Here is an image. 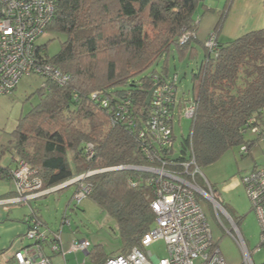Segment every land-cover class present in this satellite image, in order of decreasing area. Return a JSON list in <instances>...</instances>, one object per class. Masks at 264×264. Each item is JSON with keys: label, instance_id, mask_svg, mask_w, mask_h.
Masks as SVG:
<instances>
[{"label": "trees", "instance_id": "16d2710c", "mask_svg": "<svg viewBox=\"0 0 264 264\" xmlns=\"http://www.w3.org/2000/svg\"><path fill=\"white\" fill-rule=\"evenodd\" d=\"M230 2L226 0L220 11L213 29L216 36ZM200 4L201 0H57L46 32L64 35L65 41L47 63L66 79L59 83L32 74L43 78L38 91L40 102L29 116L20 119L10 145L3 147L10 151L15 166L0 164V179L12 181L11 172L19 160L36 171L41 190L107 169L57 192L70 186L76 192L80 184H89L87 199L116 224L121 240L118 255L139 248L155 221L150 207L152 188L147 183L151 175L117 167L155 165L147 159V150L155 153L166 169L187 177L183 165L192 159L200 169L235 147H246V152H240L246 154L252 143L245 140L246 133L253 126L261 127L264 27L224 43L217 41L216 49L209 51L196 37ZM185 33L193 36L181 44L179 38ZM196 45L203 48L204 60L192 75L197 84L195 96L177 100L174 108L169 107L176 112L194 105L190 134L177 146L173 119L172 147L159 150L149 135L152 104L151 100L146 104V98L157 84L175 79L177 87L178 76L169 75L165 61L160 73L152 71L139 81L135 78L162 57L167 59L173 48L181 58H197ZM88 145L92 147L91 157ZM195 178L200 186L205 185L200 175ZM25 218L37 219L47 236L58 234L59 230L44 229L34 211L23 217L24 223ZM39 244L42 249L44 244L50 246L48 242ZM111 257L100 244L87 251L91 264H104Z\"/></svg>", "mask_w": 264, "mask_h": 264}, {"label": "built area", "instance_id": "2783aa9c", "mask_svg": "<svg viewBox=\"0 0 264 264\" xmlns=\"http://www.w3.org/2000/svg\"><path fill=\"white\" fill-rule=\"evenodd\" d=\"M56 3L57 0H0V96L11 94L24 76L42 74L59 83L66 79L57 68L47 63V57L36 46V41L46 34V28L54 17ZM190 36H193V33L183 35L179 38L180 43L186 42ZM216 45L217 36L212 32L205 39L204 46L211 51L216 49ZM177 91L174 79L173 82L157 84L150 98L152 115L148 122L149 135L159 150L172 147V121L174 114L179 113L173 109L170 111L169 107L174 108ZM182 108L181 114L188 119L193 117V104ZM249 121L253 122L252 119ZM250 132L258 138H264V130L259 126H253ZM86 150L89 152L88 157H91V145H88ZM241 151L246 152L247 148L243 147ZM145 153L147 159L155 165L116 169L144 171L151 175L147 183L152 188L150 207L155 214L154 226L144 234L139 248H132L126 254L111 257L104 264H225L217 244L213 242L209 224L196 198L197 195L213 201V190L206 180L203 182L207 189L200 187L195 178L199 175V168L194 159L183 165L187 174V177H184L161 165L155 153L147 150ZM93 173L95 172L81 175L80 180ZM11 176L15 192L13 203L26 204L44 193L36 171L31 170L24 161H18ZM242 183L251 210L256 214L260 225L259 247L255 251H264V166L244 174ZM90 192L89 184H80L73 195L76 205L87 199ZM213 203L220 211L223 210L215 201ZM225 215L232 225L228 233L241 249L243 264H254L237 224ZM24 221L27 228L25 238L32 244L11 255L16 264H51L50 259L43 254L39 242H48L50 249L62 257L70 252L85 253L91 246L88 240L73 239L66 252L59 234L47 236L40 230V222L35 218H25ZM65 223L69 224L66 219ZM158 240L165 243L166 256L163 258H157L145 251ZM4 254L5 252L0 253V257Z\"/></svg>", "mask_w": 264, "mask_h": 264}, {"label": "rangeland", "instance_id": "374dc122", "mask_svg": "<svg viewBox=\"0 0 264 264\" xmlns=\"http://www.w3.org/2000/svg\"><path fill=\"white\" fill-rule=\"evenodd\" d=\"M203 1L204 3L202 2L200 4L196 12V17H198V20L200 19V22L198 21L200 31L207 34L211 27V25L209 26L210 21H214L220 17V11L223 9L226 0ZM203 4L212 10L205 11L202 7ZM198 33L196 35L197 38ZM64 41V35L49 31L44 36L39 37L36 45L41 48L42 54L45 57L52 59L59 53L61 44ZM203 43L205 44V40ZM197 50V58H181L180 54L173 48L167 59L165 57L159 59L148 71L137 76L135 81H139L152 71L160 73L166 61L169 68V75L176 74L178 76L177 100H192L197 91V84L193 82L192 75L204 60L203 48L197 46ZM42 83L43 78L40 76H24L19 80L15 90L10 95L0 96L1 166L8 168L15 166L10 151L7 149L3 150V147L10 145V141L12 140L11 134L18 126L20 119L29 116L33 108L39 104L40 95L38 91ZM181 109L178 111L179 114H174L173 122V131L176 137L175 144L177 146L183 138L188 137L192 125L191 120L186 118L183 113L181 114ZM260 121L261 127L264 130V114H262ZM256 138L257 136L255 134L248 131L245 140L252 143L248 147L246 154L240 153L241 148H243L242 146L235 147L224 153L217 162L199 169V175L212 187L213 201L223 209V212L220 211L216 208L217 205L213 201L207 200L202 196L198 198L209 224L213 242L217 244L225 264H243L241 249L234 238L228 233L232 229V225L227 221L225 214L232 221L238 223L237 227L248 250L251 252L253 263L264 264V251H255L259 247L260 225L256 214L251 210L250 201L242 183V176L244 174L254 168L264 166V138ZM200 187L204 190L207 189L204 185ZM12 190L13 185L11 181L0 179V193ZM47 190L42 191L45 192ZM57 190L47 193L46 197L41 199L31 200L29 204L33 209L38 210L51 230H59L58 234L60 235L64 250L66 252L68 251L71 235H73L78 239H87L91 246L100 244L104 252L112 255V257L118 255L121 240L118 236L115 222L88 199H84L80 204L76 205L73 200L74 187L70 186L60 192H57ZM28 209L29 207L26 206L21 207V211H30ZM63 219H66L69 224H63ZM232 233L234 234L233 231ZM23 241L26 244L29 242L32 243L25 236ZM145 251H149L157 258L166 256V247L163 240H158L149 245ZM43 252L52 254V250L47 244L43 245ZM67 255L65 263L61 259V255L52 256L53 258H60L64 264H91L83 252H70Z\"/></svg>", "mask_w": 264, "mask_h": 264}, {"label": "crops", "instance_id": "0c3cea01", "mask_svg": "<svg viewBox=\"0 0 264 264\" xmlns=\"http://www.w3.org/2000/svg\"><path fill=\"white\" fill-rule=\"evenodd\" d=\"M202 2L204 3L203 0H201V3ZM202 7L204 8L205 11L212 10L211 8L210 9L207 8L204 4ZM218 19L219 17L216 18L214 21H210L209 26L211 25V27H210V31L207 34L201 32L200 28H198V32L200 33V34L198 33L199 41L203 42L207 38V36L213 32V29L216 26ZM263 27H264V0H231L226 15L223 19V22L221 23L219 33L217 36V41L218 43H224L226 41L239 38L248 32ZM13 192L14 189L12 191L0 193V253L5 252V254L2 257H0V264H15V262L11 260V255L15 251L24 247L25 245H28L23 241L27 228L24 222L22 221V219L26 215H29L32 211H34V213H36L38 217L41 218L45 226L43 228L46 229L47 231H52L49 228L48 224L43 220L42 215L38 212V210L33 209V207L29 204L30 201L26 202V204L13 203L12 200L15 197ZM46 195L47 193H45V195L42 194L41 196H38L32 200L41 199L43 197H46ZM22 206L29 207L30 211H25V210L21 211ZM73 239L87 240V239H78L73 235H71L70 240L72 241ZM45 254L46 256L50 257L51 264H64L66 261V257L68 256L66 255L65 258H62L60 256L64 262L62 263L60 258H53L52 255L54 254L51 255L48 253ZM84 256L87 257V253L84 254Z\"/></svg>", "mask_w": 264, "mask_h": 264}, {"label": "water", "instance_id": "95a60500", "mask_svg": "<svg viewBox=\"0 0 264 264\" xmlns=\"http://www.w3.org/2000/svg\"><path fill=\"white\" fill-rule=\"evenodd\" d=\"M153 90H154V87H152V89L149 91V93H148V95H147V98H146V104H149V102H150V98H151V95H152V93H153ZM79 179H81V178L78 177V178L73 179V180H71V181H69V182H66V183H64V184H62V185H60V186L54 187V188H52V189H49L48 192H51V191L56 190V189H59V188L65 186V185H68V184H70V183H73L74 181H77V180H79ZM84 254H86V252H85Z\"/></svg>", "mask_w": 264, "mask_h": 264}, {"label": "clouds", "instance_id": "9594fccd", "mask_svg": "<svg viewBox=\"0 0 264 264\" xmlns=\"http://www.w3.org/2000/svg\"><path fill=\"white\" fill-rule=\"evenodd\" d=\"M105 171L107 170V169H104ZM102 170H99V171H94L95 173L96 172H101ZM80 177V176H79ZM78 178V177H77ZM74 179H76V178H74ZM73 180V179H72ZM80 180V179H79ZM71 181V180H70ZM78 181V180H77ZM69 182V181H68ZM74 182H76V181H74ZM71 184V183H70ZM62 185V184H61ZM69 185V184H68ZM65 186H67V185H65ZM65 186H63V187H65ZM62 188V187H61ZM60 189V188H59ZM57 190V189H56ZM45 193H50V192H48V190L47 191H45L43 194L45 195ZM41 196V195H40ZM87 253V252H86Z\"/></svg>", "mask_w": 264, "mask_h": 264}]
</instances>
